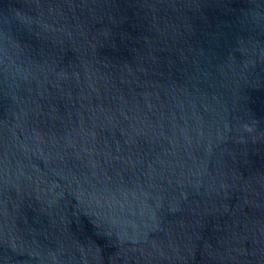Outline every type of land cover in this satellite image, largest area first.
<instances>
[{
	"label": "water",
	"instance_id": "obj_1",
	"mask_svg": "<svg viewBox=\"0 0 264 264\" xmlns=\"http://www.w3.org/2000/svg\"><path fill=\"white\" fill-rule=\"evenodd\" d=\"M0 264H264V0H0Z\"/></svg>",
	"mask_w": 264,
	"mask_h": 264
}]
</instances>
